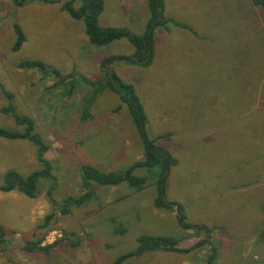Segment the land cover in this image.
Instances as JSON below:
<instances>
[{
	"label": "rangeland",
	"instance_id": "374dc122",
	"mask_svg": "<svg viewBox=\"0 0 264 264\" xmlns=\"http://www.w3.org/2000/svg\"><path fill=\"white\" fill-rule=\"evenodd\" d=\"M63 1L29 0L18 7L0 0V127L23 130L2 108L32 118L51 165V176L37 181L36 197L0 190L6 230L0 264H113L136 250L141 235L170 236L177 250L150 249L120 264H264V9L251 0H205L203 11L200 0H163L151 63L113 61L108 67L134 88L148 137L177 159L164 196L180 206L186 229L173 207L153 205L157 166L133 170L145 179L140 189L126 182L82 187V165L116 172L143 157L129 106L100 70L104 56L128 55L134 46L124 37L92 43ZM104 7L99 26L145 31L147 0H105ZM186 19L202 29L216 27L218 43L228 36L231 47L192 53L173 27ZM14 23L25 36L16 51ZM239 45L243 60L233 54ZM31 60L45 69L18 66ZM52 69L63 76L59 84ZM42 166L31 141L0 137V183L8 169L27 176ZM86 191L89 199L61 211L66 198ZM38 238L40 246H51L24 248Z\"/></svg>",
	"mask_w": 264,
	"mask_h": 264
},
{
	"label": "trees",
	"instance_id": "16d2710c",
	"mask_svg": "<svg viewBox=\"0 0 264 264\" xmlns=\"http://www.w3.org/2000/svg\"><path fill=\"white\" fill-rule=\"evenodd\" d=\"M16 6H22L29 0H12ZM44 1V0H41ZM48 2H56L57 0H46ZM79 1V5L76 7L74 3ZM150 10V18L146 24V29L142 34H135L125 27H101L98 25V17L104 9V0H65L62 2V9L76 20H82L85 24V31L89 37V40L98 45L108 44L109 42L118 38H126L133 46L134 51L131 54H117L107 56L102 61V68L106 75V85L112 90L118 92L121 95V99L129 106V110L133 121L139 131L140 138L142 140L143 157L140 160L134 161L127 168L122 171L105 172L92 165H82V187L89 185L91 181L101 185H116L126 182L132 187L140 189L145 179L133 174L134 169L146 168L153 169L158 168L159 175L157 180V194L153 200V205L157 208H172L173 203L168 202L164 196V186L166 177L170 171V168L177 163V159L172 156L164 148L158 147L152 139L148 137L145 128V116L142 112V107L137 102V96L134 93V88L131 85L125 84L122 80L111 71H108L109 65L113 61H123L127 63H136L139 65H149L153 57V32L156 24L164 21V2L163 0H147ZM254 5L261 6L264 9V0H251ZM180 26L186 27L185 24L175 23ZM16 39L13 44V50H18L25 40L23 31L19 25L14 23L13 25ZM20 68H37L44 70L46 65L39 60L21 61L18 63ZM57 75L61 76V73L57 69H52ZM63 80V76L58 80V84ZM119 107H117L118 109ZM3 112L11 113L14 117L16 124L23 126L22 131H12L4 127H0V137L7 139H26L31 141L36 146L37 160L42 163V168L35 170L27 176H22L15 169H8L3 175L2 183H0V190L12 191L18 190L23 194L33 198L37 195V181L41 177L51 176L50 162L45 158L44 154L48 150L49 146L44 140L34 133V121L32 118L26 115H20L15 112L13 107H6L1 109ZM91 192L86 191L82 195L76 197H68L61 205V211L68 213L70 206L76 204L80 205L90 198ZM51 215L46 217V223ZM177 221L183 228H190V224L186 223L185 215L183 214L179 205H177ZM203 228V226H198ZM206 229V227L204 228ZM6 230L0 224V245L5 242ZM138 247L134 252H130L127 255L118 257L113 264H120V262L131 255L142 253L143 251L150 249H164V250H177V241L170 236L164 235H141L138 237ZM41 239L38 238L35 241L29 242L24 246L26 250H47L49 246H40ZM200 243H197L199 245ZM196 245V246H197ZM4 245H2L3 248ZM210 259V258H209Z\"/></svg>",
	"mask_w": 264,
	"mask_h": 264
},
{
	"label": "crops",
	"instance_id": "0c3cea01",
	"mask_svg": "<svg viewBox=\"0 0 264 264\" xmlns=\"http://www.w3.org/2000/svg\"><path fill=\"white\" fill-rule=\"evenodd\" d=\"M204 2H205V0H200L201 11H203V8L206 5V4H204ZM104 10H105V7L102 10V12L100 13L99 18L101 16H103ZM182 23L185 24L186 27L176 25V24H175L176 26H173V27H175V29H177V30H180V32H181V33H179L180 37H182V39L188 40V43L191 46L190 51L192 53L196 54L197 56L202 55L203 49L208 50V52H209V50H213V49H216L219 47H222L224 49L230 48L232 45L231 44L232 42L229 41L228 36H224L225 41L218 43V39L216 37V34L213 33L216 31V27H214V26L207 27V29H205V28L202 29V28L198 27V24L196 25V23L194 21H190L188 19H186ZM105 27H117V26H105ZM172 33H173V30H169V38L170 37L173 38ZM175 40H177V39H171V47L176 44V51H178L179 44L177 42H175ZM172 49L175 50L174 47ZM240 49H241L240 45L236 46V49L234 50L233 54H237L238 55L237 58L243 60V58L241 56ZM208 52L206 51V53H208ZM105 57H107V56H104L103 59ZM221 57H223V55H221ZM201 58H199V59H201ZM103 59H102V61H103ZM236 62H239V60L236 59ZM197 65H200V63H198ZM101 68H102V62L100 64V70H101ZM116 75L118 76V74H116ZM201 77H202V75H201ZM251 109H256V101L255 100L252 101Z\"/></svg>",
	"mask_w": 264,
	"mask_h": 264
},
{
	"label": "water",
	"instance_id": "95a60500",
	"mask_svg": "<svg viewBox=\"0 0 264 264\" xmlns=\"http://www.w3.org/2000/svg\"><path fill=\"white\" fill-rule=\"evenodd\" d=\"M172 207L176 210V212H177V206L176 205H172Z\"/></svg>",
	"mask_w": 264,
	"mask_h": 264
}]
</instances>
